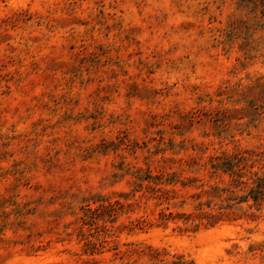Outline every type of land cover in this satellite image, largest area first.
<instances>
[{
    "label": "rangeland",
    "instance_id": "obj_1",
    "mask_svg": "<svg viewBox=\"0 0 264 264\" xmlns=\"http://www.w3.org/2000/svg\"><path fill=\"white\" fill-rule=\"evenodd\" d=\"M244 150L264 171V0H0V264H264V206L157 226L139 186L173 172L190 210ZM98 196L117 211L84 224Z\"/></svg>",
    "mask_w": 264,
    "mask_h": 264
},
{
    "label": "trees",
    "instance_id": "obj_2",
    "mask_svg": "<svg viewBox=\"0 0 264 264\" xmlns=\"http://www.w3.org/2000/svg\"><path fill=\"white\" fill-rule=\"evenodd\" d=\"M246 153L248 152L244 150L230 155L221 153L220 155L208 156L203 164V171L209 179L217 180L212 183L202 181L195 188L196 190L189 195L191 209L187 211H172L168 207L169 203L175 205L171 202L177 183L173 172L154 171L147 168L143 177H139L141 181L139 186L145 189L155 206L166 204L157 212L156 225L164 226L168 221L180 220L183 223H191L190 228L196 231L201 227L211 228L221 221L235 220L245 215L242 213L240 216L237 213L241 210V205H245L247 209L253 208L255 211H259L264 206V171L252 169L256 160H250V156ZM161 160L171 162L175 161V158L162 156ZM179 183L182 187L186 185L182 180ZM118 204L117 201L111 202L100 196L97 199L86 200L83 206L85 216L82 219L83 223L94 224L95 220L103 215L102 213H107L109 216L113 215L117 211L116 206ZM183 204L184 200H181L179 205ZM249 216H254V214L250 213ZM147 225L150 224L146 219L136 218L129 221L128 228L131 231L134 228L142 229ZM155 254L157 253L155 252ZM161 264L193 263L185 262L181 256H176L171 262H162Z\"/></svg>",
    "mask_w": 264,
    "mask_h": 264
}]
</instances>
